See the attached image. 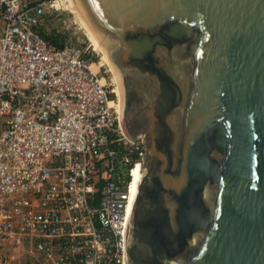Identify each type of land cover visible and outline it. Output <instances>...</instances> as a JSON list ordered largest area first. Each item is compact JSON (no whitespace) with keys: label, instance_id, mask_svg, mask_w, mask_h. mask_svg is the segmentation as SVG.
Returning a JSON list of instances; mask_svg holds the SVG:
<instances>
[{"label":"water","instance_id":"obj_1","mask_svg":"<svg viewBox=\"0 0 264 264\" xmlns=\"http://www.w3.org/2000/svg\"><path fill=\"white\" fill-rule=\"evenodd\" d=\"M81 2L145 133L124 264H264V0Z\"/></svg>","mask_w":264,"mask_h":264},{"label":"built area","instance_id":"obj_2","mask_svg":"<svg viewBox=\"0 0 264 264\" xmlns=\"http://www.w3.org/2000/svg\"><path fill=\"white\" fill-rule=\"evenodd\" d=\"M56 1L0 0V264H124L145 135Z\"/></svg>","mask_w":264,"mask_h":264},{"label":"bare ground","instance_id":"obj_3","mask_svg":"<svg viewBox=\"0 0 264 264\" xmlns=\"http://www.w3.org/2000/svg\"><path fill=\"white\" fill-rule=\"evenodd\" d=\"M56 5L72 13L73 17L75 18L79 26L83 29L84 34L90 41L93 48L100 52L99 64H106L108 66V69L111 71V79L114 85L113 92L117 97V106L120 111V117L122 120L121 123L123 125V129H125L126 131V127L123 121L124 90L122 86V79L118 70L114 66L109 43L98 32L94 23L89 18L84 6L82 5L81 0H57ZM138 172V167H136L133 170L134 175L132 180V191H134L135 188Z\"/></svg>","mask_w":264,"mask_h":264},{"label":"rangeland","instance_id":"obj_4","mask_svg":"<svg viewBox=\"0 0 264 264\" xmlns=\"http://www.w3.org/2000/svg\"><path fill=\"white\" fill-rule=\"evenodd\" d=\"M63 19H65V21H66V24H70V31H75L74 33L72 32V33H70V34H75V36H78L79 37V39H84L87 43L88 42H90L88 39H87V37H86V35L84 34V32H83V29L79 26V24L76 22V20H75V18L73 17V15H72V13L71 12H69V11H67V10H62V12L59 14V16H55V24L57 23V24H62V20ZM92 46V45H91ZM98 58H99V60H100V52H98ZM102 68H106L107 69V72H108V74H109V76H110V80H111V82H112V79H111V71L108 69V66L106 65V64H103L102 65ZM112 87L114 86L113 85V83H112V85H111ZM115 94V93H114ZM17 243V241H14V242H12V244H10V246H8L6 249H5V251L6 252H9V251H11V245H13V244H16ZM21 248L24 250V251H26L27 249H29V247H28V244L26 243V237H23L22 238V241H21ZM38 253H26L25 254V258L27 259V260H31V261H33V262H35V263H37V264H39L40 263V261H39V259H38Z\"/></svg>","mask_w":264,"mask_h":264},{"label":"flooded vegetation","instance_id":"obj_5","mask_svg":"<svg viewBox=\"0 0 264 264\" xmlns=\"http://www.w3.org/2000/svg\"><path fill=\"white\" fill-rule=\"evenodd\" d=\"M129 128L132 131L140 132V131H143L144 125L141 122L134 120V121L129 122ZM144 135H145V133H144Z\"/></svg>","mask_w":264,"mask_h":264},{"label":"trees","instance_id":"obj_6","mask_svg":"<svg viewBox=\"0 0 264 264\" xmlns=\"http://www.w3.org/2000/svg\"><path fill=\"white\" fill-rule=\"evenodd\" d=\"M42 35L45 36V37L48 36L44 31H42ZM48 37H49V36H48ZM112 95H113V94H112Z\"/></svg>","mask_w":264,"mask_h":264}]
</instances>
